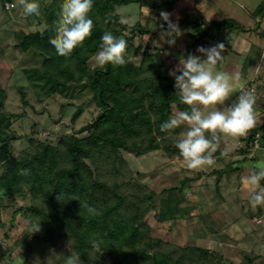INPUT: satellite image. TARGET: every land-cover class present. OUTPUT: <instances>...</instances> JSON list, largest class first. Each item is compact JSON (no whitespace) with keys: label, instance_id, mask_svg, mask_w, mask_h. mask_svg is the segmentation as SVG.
<instances>
[{"label":"rangeland","instance_id":"1","mask_svg":"<svg viewBox=\"0 0 264 264\" xmlns=\"http://www.w3.org/2000/svg\"><path fill=\"white\" fill-rule=\"evenodd\" d=\"M237 1L236 3L234 0H208L209 7L204 8L203 16L222 21L227 17L226 15H234L235 20L244 27L247 25L246 20L250 24L252 21L247 12L239 8L241 4L245 5L249 12L256 9L258 15L264 12L261 0H247L246 3H242L243 0ZM191 2L193 0H185L182 6L186 8ZM64 3L66 0H39L40 14L26 16L22 11L20 0H0V118H6L8 122V127L2 129L1 138L3 137L4 141L14 138L8 146L9 156L5 157L4 152L0 153V176L11 159L22 160L27 156L40 155L47 145L57 147L60 154L56 157L58 163L55 170L69 169L72 158L79 157L81 163L92 173L95 183L117 191L125 198V205L135 210L134 214L142 215L148 225L152 241H161L167 249L178 252L184 257L190 254L188 250L200 248L211 252L214 257L212 260L214 259L216 264H235L216 251L219 242L214 235H211L213 233L203 231L199 211L204 215L214 209L213 198L216 199L220 189L215 172L221 167L226 168L234 163H236L234 168L243 165L249 169L254 167L260 159L259 156L264 155L261 154L264 153L262 149L264 144L259 143L260 147L255 150L256 153L254 152L252 158L247 156L249 152L240 160H233L236 158L234 154L245 150V138L223 137L217 143L214 153L216 162L213 166L188 169L175 147V141L180 138L183 127L172 130L171 134L165 132L166 134L162 136L158 135L155 129L156 125L164 120L161 106L162 97L166 95L162 90H154L145 83L150 84L156 77V72L150 70V62H148L147 68L143 69L140 75L138 74L139 78L136 77L137 82L127 78L122 85L114 76L104 77L100 74L99 78L105 88L110 89L111 92L115 91L114 94H110V105L116 106L119 113L123 114L124 110H129L132 116H141L137 126V130L141 129L138 131L139 134L143 132L146 120L151 122L154 126L152 137L157 139L158 150L144 152L141 149V142L138 143V137H134L138 135L127 134L125 129H121L120 144L126 145L127 150H115L109 145H103L105 147L102 149L96 147L83 149L79 146L69 149L70 142L66 141L67 138H75L82 142L102 132V128L97 123L102 110L95 102L94 91L90 86L93 72L103 68L95 66L94 55L86 50L77 53V58L72 57L73 53L62 58L57 56L53 49L47 52L39 49V46H32L23 53L16 46L25 34L47 33L53 40L52 33L58 23L57 12ZM7 4H13L14 7L7 9ZM149 9L139 4L116 8L120 21L129 26L122 37L137 50L126 55V63L139 67L147 49V55L149 53L159 55L165 67L170 69L174 66L172 56L178 59L180 53L189 54L187 50L190 46L184 48L180 45L177 48L176 44L169 46L164 43L159 32L162 19L158 13ZM178 10H181L180 7ZM197 14L189 13L187 19L195 21L200 18ZM97 20H101V17ZM99 22H102L101 26L104 24V20ZM175 22L177 25L178 21ZM139 23L151 30L149 36L140 37L136 31H132ZM235 26L238 27L234 29L236 34L247 33L250 30L256 38L257 32L260 33L262 30L260 24L248 30L245 26L243 31L239 25L235 24ZM217 31L224 33L228 30L220 28ZM217 31L213 30L212 33ZM230 33L231 31L228 34L232 35ZM183 35L182 38L188 39L186 33ZM209 37L208 34L205 39L208 44L210 43V47L217 44H212V41L208 40ZM214 37L215 35L212 38ZM216 39L221 40L217 35ZM90 43L95 45L94 41ZM159 59L155 63H158ZM225 68L223 59L216 70L222 72ZM174 69L176 67L168 70L167 74L164 73L165 76L168 75L174 80L169 75ZM34 71L42 73H34ZM62 81L66 84L64 92H61L56 85ZM232 85L234 89L230 100L225 102L226 105L241 92L253 91L250 89L252 85L244 86L242 91L241 87L235 88V82ZM57 88L60 90L58 91ZM254 94L256 105L264 113L262 88L258 87ZM22 97L27 105L22 102ZM133 104L136 107L132 111ZM179 111V107L173 104L170 107V116L176 115ZM79 112L81 115L74 120V116ZM255 115L263 118L264 114ZM257 135L260 140L263 134ZM149 139L146 137V140ZM145 146L148 145L144 144ZM3 147V142H0V150H3ZM261 158L264 159V156ZM121 159L124 162H121ZM183 186L185 189L179 191ZM22 187L13 195L4 188L0 189V264H64L65 256L70 253L79 254L78 244L81 241L85 243L84 252L79 254L81 264L137 263L136 259L128 258L125 251H119L113 244L110 246L103 242L99 248H93L90 241L95 240L97 235L80 234L79 230L85 231V229H79L78 218L67 219V223L58 222L55 218L50 219V215L55 211H52L43 197L40 195L34 197L33 193L29 192L28 186ZM219 206H222L224 211L227 210L226 205L219 203ZM59 209L56 211L57 217L66 214L65 206ZM81 214L86 216L84 210ZM39 226L40 230L32 233L31 230ZM213 226H211L213 231L219 230L216 224ZM241 264L254 263L249 259L243 260Z\"/></svg>","mask_w":264,"mask_h":264},{"label":"trees","instance_id":"2","mask_svg":"<svg viewBox=\"0 0 264 264\" xmlns=\"http://www.w3.org/2000/svg\"><path fill=\"white\" fill-rule=\"evenodd\" d=\"M181 0H165L159 2L157 0H94L91 16H94V28L90 37L86 38L82 46L76 48L73 51L72 57L77 58L80 51H88L90 54H95L99 49L100 38L105 31H111L115 36L122 37L128 25L120 21L119 15L116 14V8L119 6H129L132 4H139L142 7H148L153 12L160 13L165 11L170 13L174 5ZM264 10V9H263ZM115 13V14H114ZM114 14V15H112ZM95 16H98L97 18ZM101 17V20H97ZM170 21L173 23L171 17ZM104 20V24L101 26L99 21ZM159 32L167 30V24L162 20ZM180 33L188 26H191L192 34L190 35L192 43L189 47V53L195 54L196 47H207L208 41L206 36L213 30L220 28L227 29L228 32L238 28L233 21H220V22H206V21H190L187 18H182L177 24ZM206 28V29H204ZM132 31H136L140 37H147L151 33L149 28L136 24ZM179 35V34H177ZM53 40L48 34H25L17 42L16 46L23 53L27 52L32 46H39V49L49 50L50 44ZM94 41L95 45L90 42ZM225 48L227 44L223 43ZM133 44L127 42L126 55H130L135 52ZM148 51L147 49L145 50ZM48 52V51H47ZM144 53L142 64L137 67L134 64L125 63L122 66L108 65L101 70L93 72V81L91 83V89L94 91V100L102 110V113L97 119L102 128V132L96 133L95 137L89 138L86 141H78L75 138H67L66 141L70 142L69 149L79 146V148H104L103 145L112 146L115 150L124 149L127 150V146L120 144L121 129H125L126 133H135L138 136V143L141 142V149L144 152H150L158 150L157 139L152 137L154 132V126L151 122L146 120L143 132L139 134L137 130L138 122L141 118L139 115L132 116V112L124 110L123 114L119 113L117 107L110 105L111 95L115 91L105 88L104 83L99 78V75L104 77L114 76L120 84H124V80L129 78L136 81V77L145 70L146 64L150 62V70L156 72V77L151 83H147L154 90H162L166 96L163 95V102L161 106L163 121L156 125L158 135H165L162 132L160 126L170 117V107L176 104L180 111L185 110L186 106L180 103L176 97V90L174 87L175 80L168 77L167 71L170 70L159 59V55H147ZM261 50L258 47L253 46L246 60L244 61L243 73H246L247 68L255 62L256 56L260 54ZM64 58V57H62ZM53 59V58H52ZM159 59L158 63H155ZM162 62V63H161ZM159 67L161 70H159ZM166 68V69H165ZM144 69V70H143ZM163 71V72H161ZM42 73L40 71H34V73ZM165 73V74H164ZM139 74V75H138ZM179 74V73H177ZM145 81V80H144ZM137 82V81H136ZM159 83V85H157ZM56 85L64 92L65 82H59ZM156 85V86H155ZM57 90L59 91L60 89ZM21 89V87H20ZM22 90V89H21ZM24 96V94H22ZM24 105H27L23 97L21 98ZM135 104L131 105V110L135 108ZM81 113H77L74 116V120L78 118ZM129 116V117H128ZM129 118L127 121H125ZM122 124V128H121ZM8 127L6 118H0V142H3V150L5 157L9 156V143L14 140L4 141L1 138V132L3 128ZM96 127V126H95ZM106 129H105V128ZM137 130V131H136ZM104 131V133H103ZM109 132V135H108ZM106 134V135H105ZM258 129H252L246 136V148L245 150L238 151V154L244 155L254 149V143ZM105 135V136H104ZM149 137V140H146ZM261 145L264 144V133L260 137ZM148 142V143H147ZM144 144L148 146L144 147ZM264 147V146H262ZM60 151L57 147L45 146L42 149L40 155L27 156L22 160L11 159L4 170V173L0 176V189H5L10 195L19 192V188H23V185L28 186L29 192L33 193L34 197L40 195L46 201L48 206L52 208L53 212L50 215V219L55 218L58 222L67 223V219L73 220V218L79 219V229H85V231L79 230L80 234H96L95 240L104 242V244H113L118 247L119 251H125L128 258L133 257L136 259L135 264H216L211 252L205 249L193 248L190 251L188 257L179 255L178 252L170 251L164 245L163 242L152 241L149 235L148 225L144 222V218L141 214H134L133 209L125 205V198L121 196L117 191L106 187L105 185H98L93 181L92 173L84 166L80 158L75 156L72 158L71 167L69 169H56L57 159ZM69 158V157H68ZM70 159V158H69ZM121 162H124L121 159ZM87 175V177H85ZM89 180V182H87ZM186 186V183L184 184ZM185 187H181L179 191H183ZM47 193V194H45ZM62 206H65L66 214L56 215V211L60 210ZM85 206H93L98 210V214L92 215L86 211ZM137 207V206H136ZM83 210L86 216L82 215ZM84 214V213H83ZM141 215V216H140ZM66 218V219H65ZM87 230V231H86ZM82 242V241H81ZM78 244L79 254L85 250L84 241ZM123 249V250H122ZM152 250V251H150ZM184 250V249H183Z\"/></svg>","mask_w":264,"mask_h":264},{"label":"clouds","instance_id":"3","mask_svg":"<svg viewBox=\"0 0 264 264\" xmlns=\"http://www.w3.org/2000/svg\"><path fill=\"white\" fill-rule=\"evenodd\" d=\"M20 2L24 15L40 14L39 0ZM93 5L94 0H66L59 9L58 23L52 33L54 39L50 44L57 56H70L91 36L94 28L91 16ZM160 17L167 24V30L161 31L160 38L173 46L181 34L180 30L170 21L167 12L162 11ZM126 49L127 41L123 37L105 31L100 38L99 50L93 57L95 66L105 68L108 65H124ZM224 49L223 43L207 48L198 47L196 51L200 55L189 53L185 57L182 54L178 67L169 72L175 80L176 97L186 109L170 116L161 124L160 129L171 134L172 130L183 127L180 138L175 141V147L190 170L213 166L216 162L214 153L217 143L223 137H244L256 125V96L253 91H243L229 104H225L231 98L234 77L216 70L224 59ZM242 184L251 190L250 207H264V159L249 169L248 174L242 178ZM85 207L89 214H98L95 207ZM39 230L40 226L31 231L35 233ZM90 244L93 248H99L101 241L91 240ZM64 264H81L79 254L70 253L65 256Z\"/></svg>","mask_w":264,"mask_h":264},{"label":"crops","instance_id":"4","mask_svg":"<svg viewBox=\"0 0 264 264\" xmlns=\"http://www.w3.org/2000/svg\"><path fill=\"white\" fill-rule=\"evenodd\" d=\"M184 1L185 0H181L176 3L173 10L168 13L169 17L173 19V23L175 22V20L179 21L184 17L187 18L189 13H198L200 15V18L196 20H202L206 22H220L219 20L216 21L213 20V18L207 19L205 18V16H203V14H205L204 8L209 7V4L207 3L208 0H193V2L188 4L186 8L182 6L184 4ZM234 1L236 3L238 2L237 0ZM243 2L246 3L247 0H243L242 3ZM261 4L264 5V2H262ZM212 6L213 5L211 4V8ZM227 6L229 7V5ZM179 7L181 10H178ZM229 8L231 9V7ZM239 8L241 10H244V12H247L248 17L252 21L251 24L249 21H245L247 23V25H245L246 27L244 26L246 30L256 28L260 24L262 30L261 32L259 31L260 33L257 32V38L250 32V30L247 33L240 32L239 34H236L235 31L232 30L230 33L232 35H229L228 31L224 32V34L220 31L214 30L217 32H211L208 40H211L212 44H227L223 52L226 68L222 72L234 77L233 82H235V88L241 87L242 91V88L244 86L252 85V88L250 89H253L254 93L256 92L258 87L259 89L261 87L262 91L264 92V12L262 15L257 14L258 9L249 12L243 4H241ZM226 16L227 17H224L222 21H233L235 24L241 27V31L244 30V27L240 25L237 20H235L234 15ZM235 21H237V23ZM174 24H176V22ZM184 33L187 34L188 39L182 38V36H184ZM191 34L192 29L186 27L180 34V36L176 39L175 44L177 45V48H179L178 46L180 45H182L184 48L190 46V44L192 43V39L190 37ZM214 35L215 37L212 38ZM216 35L221 40L216 39ZM221 36L223 38H221ZM253 46L258 47L261 52L258 56H256L255 62L247 68L246 73H243L244 61L246 60ZM207 47H210V43ZM195 54L200 55L199 53ZM181 55L182 53H180V56ZM183 55L185 57L187 56V54ZM172 63L174 66H169L170 69L174 67L177 68L179 58L177 59L172 56ZM233 89L234 88L232 87V90ZM256 104L257 103H255L254 105L255 114H264L263 110L259 109V106ZM262 117L264 118V115ZM263 118H261V116L255 117L256 122H259V124L256 123L253 129H258V134L264 133ZM259 119L260 121H258ZM246 136L242 137V139L246 138ZM262 149L264 152L263 147ZM255 150H257V148L251 150L247 156L252 158L256 153ZM234 155V157L236 158L233 160H240V158L244 156L238 153ZM263 156L264 155L259 156V160H261V157ZM235 164L236 163L229 165L226 168L221 167L217 170V172H215L217 174L215 175L216 180H219V194L218 196L216 195V199L213 198V210H211L209 213H204V215H202V212L199 211L201 213V226L205 233H213L211 235H214L217 242H219L218 247H216V251L222 254V256L226 259L235 264H241L243 260L248 261L249 259L254 264H264V207H250L249 199L251 196V190L249 188H246L242 184V178L248 174L249 168L244 165L234 168ZM226 189H228V191H226ZM219 203L221 205H226L227 210L224 211V208L222 206H219ZM259 220H261V223L258 222ZM213 224H216V226H218V231L217 229L216 231H213V228H211V226L214 227Z\"/></svg>","mask_w":264,"mask_h":264},{"label":"built area","instance_id":"5","mask_svg":"<svg viewBox=\"0 0 264 264\" xmlns=\"http://www.w3.org/2000/svg\"><path fill=\"white\" fill-rule=\"evenodd\" d=\"M14 5L13 4H7V9L13 8ZM260 140H259V135H257V139L255 141V147L259 148L260 147ZM259 223H261V220L258 221Z\"/></svg>","mask_w":264,"mask_h":264}]
</instances>
